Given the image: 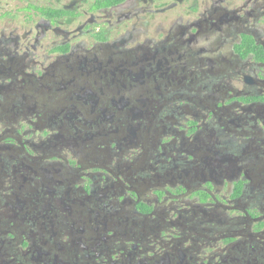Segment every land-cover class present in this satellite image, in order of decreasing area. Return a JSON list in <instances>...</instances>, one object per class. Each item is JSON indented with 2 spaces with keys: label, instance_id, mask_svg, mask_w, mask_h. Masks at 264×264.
Listing matches in <instances>:
<instances>
[{
  "label": "flooded vegetation",
  "instance_id": "flooded-vegetation-1",
  "mask_svg": "<svg viewBox=\"0 0 264 264\" xmlns=\"http://www.w3.org/2000/svg\"><path fill=\"white\" fill-rule=\"evenodd\" d=\"M0 175V264H264V0H0Z\"/></svg>",
  "mask_w": 264,
  "mask_h": 264
},
{
  "label": "rangeland",
  "instance_id": "rangeland-1",
  "mask_svg": "<svg viewBox=\"0 0 264 264\" xmlns=\"http://www.w3.org/2000/svg\"><path fill=\"white\" fill-rule=\"evenodd\" d=\"M14 153H16V154H18V155H19V153H18V152H14ZM0 181H2V175H0Z\"/></svg>",
  "mask_w": 264,
  "mask_h": 264
}]
</instances>
